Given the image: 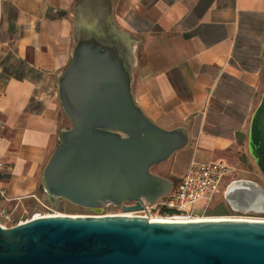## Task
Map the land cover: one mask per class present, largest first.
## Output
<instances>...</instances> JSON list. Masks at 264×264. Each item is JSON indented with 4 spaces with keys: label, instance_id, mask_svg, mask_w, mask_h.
Wrapping results in <instances>:
<instances>
[{
    "label": "crops",
    "instance_id": "crops-1",
    "mask_svg": "<svg viewBox=\"0 0 264 264\" xmlns=\"http://www.w3.org/2000/svg\"><path fill=\"white\" fill-rule=\"evenodd\" d=\"M77 1L0 0V187L9 200L35 195L65 128L57 78L71 58ZM110 12L133 41L135 103L162 128L186 131L169 158L171 184L192 160L235 168L264 89V0H110Z\"/></svg>",
    "mask_w": 264,
    "mask_h": 264
},
{
    "label": "water",
    "instance_id": "water-1",
    "mask_svg": "<svg viewBox=\"0 0 264 264\" xmlns=\"http://www.w3.org/2000/svg\"><path fill=\"white\" fill-rule=\"evenodd\" d=\"M79 14V15H78ZM70 61L57 96L70 126L42 172L50 203L82 208L120 205L168 192L169 178L151 171L188 141L181 127L162 128L131 91L133 41L118 28L110 0H78ZM247 149L264 177V89L252 112ZM232 210L264 211V189L226 195ZM123 205V210L139 208ZM0 264H264V220L151 221L132 215L50 214L2 227Z\"/></svg>",
    "mask_w": 264,
    "mask_h": 264
},
{
    "label": "built area",
    "instance_id": "built-area-1",
    "mask_svg": "<svg viewBox=\"0 0 264 264\" xmlns=\"http://www.w3.org/2000/svg\"><path fill=\"white\" fill-rule=\"evenodd\" d=\"M5 125V122L0 118V143L3 140ZM5 167L6 162L0 151V175ZM233 172L234 168L224 160L203 162L192 160L183 175L171 184L168 192L153 201L140 196L138 200L123 202L117 205L118 212L114 211L109 214L143 216L151 221L162 219L174 222H192L191 220L203 217L214 196L223 187L227 176L232 175ZM0 197L9 200L1 187ZM136 203L140 205L137 209H122L123 205H134ZM50 214L55 213L34 212L31 218ZM28 219L30 218L19 220L17 223ZM12 224L14 223H12L10 212L5 207L0 206V225L6 227Z\"/></svg>",
    "mask_w": 264,
    "mask_h": 264
},
{
    "label": "rangeland",
    "instance_id": "rangeland-1",
    "mask_svg": "<svg viewBox=\"0 0 264 264\" xmlns=\"http://www.w3.org/2000/svg\"><path fill=\"white\" fill-rule=\"evenodd\" d=\"M116 24V23H115ZM65 128L70 126L69 120L62 114ZM170 166L169 158L161 163L153 165L151 171L155 174L169 177L168 167ZM234 172L232 175L227 176L223 187L214 196L213 201L209 204L203 217L213 216H225V217H244V218H260L264 219V211L247 209L242 210H230L229 205L224 199V190L227 184L234 179L243 178L257 182L264 189V177L257 168L253 158L247 151V154H243L240 157V161L234 165ZM35 195H26L23 197H16L5 201L3 197V207H5L11 214L12 223L16 224L19 220L31 218L34 212L40 213H57L68 215H90V214H109L114 211L118 212V206L112 204H103L96 208H82L77 205H73L69 202L60 201L55 204H50L43 191L41 180L38 182ZM5 201V202H4ZM13 225V224H12Z\"/></svg>",
    "mask_w": 264,
    "mask_h": 264
},
{
    "label": "bare ground",
    "instance_id": "bare-ground-1",
    "mask_svg": "<svg viewBox=\"0 0 264 264\" xmlns=\"http://www.w3.org/2000/svg\"><path fill=\"white\" fill-rule=\"evenodd\" d=\"M79 15V14H78ZM133 61V57H132ZM258 190V185L251 182L250 180L245 181L244 183H234L230 185L227 190H226V195L230 197H235V196H246L250 193L255 192ZM224 219H249V218H244V217H225V216H213V217H202L199 219H194L191 221H201V220H224ZM251 220H264L260 218H250ZM154 221H168V222H174L171 220H162V219H154Z\"/></svg>",
    "mask_w": 264,
    "mask_h": 264
},
{
    "label": "flooded vegetation",
    "instance_id": "flooded-vegetation-1",
    "mask_svg": "<svg viewBox=\"0 0 264 264\" xmlns=\"http://www.w3.org/2000/svg\"><path fill=\"white\" fill-rule=\"evenodd\" d=\"M46 198H47V197H46ZM47 200H48V198H47ZM60 201L66 202V201L63 200V199H55V200H54V203H50L49 200H48V202H49L50 204H55V203H58V202H60Z\"/></svg>",
    "mask_w": 264,
    "mask_h": 264
},
{
    "label": "trees",
    "instance_id": "trees-1",
    "mask_svg": "<svg viewBox=\"0 0 264 264\" xmlns=\"http://www.w3.org/2000/svg\"><path fill=\"white\" fill-rule=\"evenodd\" d=\"M91 209V208H90ZM231 210V208H229Z\"/></svg>",
    "mask_w": 264,
    "mask_h": 264
}]
</instances>
